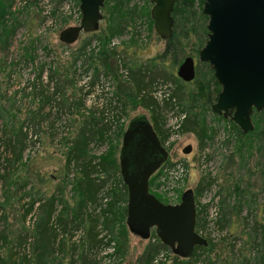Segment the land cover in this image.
I'll list each match as a JSON object with an SVG mask.
<instances>
[{
  "label": "rangeland",
  "instance_id": "374dc122",
  "mask_svg": "<svg viewBox=\"0 0 264 264\" xmlns=\"http://www.w3.org/2000/svg\"><path fill=\"white\" fill-rule=\"evenodd\" d=\"M115 1L109 0V7L113 6ZM123 3L125 11L134 8L135 12L130 17L129 13L125 14L124 28L110 39L111 48L116 50L115 73L104 72L101 66L97 70H102L97 72L90 58H86L90 54L96 56L103 43L100 39L102 31L109 32L106 27L108 20L104 12L105 16L100 20L96 31H81L75 41L64 43L58 40L57 34L62 27L78 23L80 17L78 0H36L31 3L30 0H13L11 3L10 11L19 21L6 42H0V108L6 109L0 115L2 264H14V262L15 264H68L71 258L70 246L74 241L79 242L82 236L79 227L77 230L73 229L75 227L72 226L75 223L73 221L67 232H64L60 230L62 223L59 222L61 226L57 225L59 229L56 237L58 246L55 245L52 253L49 252V248L44 250L40 255L41 258L37 259L34 254L37 248L36 245L34 246L33 237L30 238L31 224L43 211L37 206V202L32 206L27 202L32 198L49 195L58 188L62 197L70 205L74 204L73 186L79 173L78 166H69L66 171L73 174L68 172L66 174L63 163L68 140L79 131L78 127L83 117L98 114L102 109L100 107L107 105L109 101L119 107L116 111L119 114L116 126H110L108 138L91 142L87 146L89 148L87 153L96 156L104 154L110 148H114L118 153L122 132L130 117L140 113L146 114L148 118L151 116L147 107L132 100L130 96L127 99L122 97L118 91V84L122 82L125 87L131 88L128 78L130 72L127 70L129 63L135 60L137 64H148L150 57L163 50L165 39L154 29L153 19L149 18L151 16L148 17V13H145L151 7L149 0H123ZM196 3L199 4V0H196ZM113 15L115 16L114 13ZM4 16L9 18L10 14ZM116 17L120 18L118 15ZM22 20L30 22L29 33L27 23L23 24ZM32 37L37 39L33 42V49L29 52L31 57L28 58L22 54L25 45ZM186 52H190V49ZM191 54L195 57L198 66L206 65L204 64L206 61L199 60L195 52ZM123 61L128 62V67L123 65ZM177 65L178 63L172 64L167 61L151 68L154 72L153 76L159 75V78L167 76L171 85V87L159 85L155 92L156 99L160 100L165 90L179 88L185 92L184 98H180L176 108L184 110L187 115L196 113L198 121L205 125L209 136L203 142L200 141L198 133L189 130L174 136L168 157L163 166L156 171L157 176L150 190L162 201L177 202L185 189L192 188L195 193L196 210L202 211V216L208 218L204 227L206 230L199 232L206 237H212L215 228L210 202L216 200L218 208L220 201L223 200L233 204L238 197L231 190L234 181H238L245 189L240 198V209L237 214L232 215L235 221L224 228L231 232L230 236L228 233L225 234L226 237L229 236L227 239L231 238L235 242L233 251L225 247H223L225 250H221L218 247V255L212 251L211 256L220 259L226 257L229 264L234 261L239 264L240 261L249 258L253 260L256 255L255 248L259 246L257 243H260L258 237L261 229L253 230L252 221L257 219L264 222V138L261 135L262 139L258 138L257 134L240 138L237 132L238 125H235L229 117L213 112L206 104L204 112L201 105L192 107L193 101L187 92L195 87V81H182L176 78L173 73L176 75ZM52 74L54 76L50 78ZM200 74L204 76L203 72ZM58 76L61 81L58 80ZM92 77L96 78V83L94 82L90 92L86 94L83 88L87 87L86 84L90 83L89 78ZM211 86L216 87L214 82H211ZM65 96L68 105L61 101V97L65 100ZM58 105L63 109L59 110L56 116H50L53 114H50L47 108H56ZM107 110L108 108L105 110L106 114ZM254 115L252 114L254 124L264 128V114L261 115L262 119H257V115L255 117ZM109 120H112L111 116L106 115L103 122ZM169 122L167 116L165 126H168ZM7 136L15 141L12 151L8 150L10 145L5 144L4 139ZM249 142L252 143L249 145ZM239 143H243L240 152L237 149ZM187 144L191 145V150L183 152L182 148ZM231 153L235 158L232 164V160L228 157ZM231 170L233 173L228 174L227 171ZM99 174L105 177L101 171ZM207 179L210 180L208 188L204 189L203 195L198 196L195 187L200 183L203 184ZM227 190L231 194L229 197L226 195ZM58 209L59 203L55 205L54 213H57ZM86 210H90L89 207H86ZM24 212L26 214L23 217ZM219 213L218 210L216 216L218 226H220ZM25 231L27 238H22ZM109 233L114 236L112 241L114 247L97 250L94 255L97 262L95 264H143L144 254L150 243L156 242L151 236L143 238L131 232L126 225L125 216L121 224L115 221ZM220 239L219 237L215 241ZM82 246L84 248L89 245L82 241L79 247ZM116 246L118 252L115 250ZM95 249H92V252H96ZM174 254L166 246L165 249L155 253L152 262L173 264Z\"/></svg>",
  "mask_w": 264,
  "mask_h": 264
},
{
  "label": "trees",
  "instance_id": "16d2710c",
  "mask_svg": "<svg viewBox=\"0 0 264 264\" xmlns=\"http://www.w3.org/2000/svg\"><path fill=\"white\" fill-rule=\"evenodd\" d=\"M12 1L13 0H0V42L2 43L6 42L7 37L19 21L17 16L10 11ZM35 1L36 0H30V3ZM108 2L109 0H104L101 11L103 17L105 15L107 17L108 23L106 27L109 32L106 33L101 30L102 36L100 39L103 43L100 45V49H98L96 56L90 54V56L86 58H90V61L94 64V68L97 72L103 69L104 72L115 73L114 70L117 68V62L115 60L116 50L111 48L110 39L112 35L121 32L124 28L125 25L123 24V21L126 19L124 17L125 14L129 13L128 16L130 17V15L134 14L135 9L129 8L125 11L123 9V0H116L113 3V6L110 7ZM202 4L203 0H199V4L196 3V0H176L172 10V34L166 39L163 50L150 57L147 61L148 64H137L135 60H132L129 63V69L127 70L130 72L128 78L130 80L131 88H128L129 86L125 87L122 82L118 84V91H120L122 97L124 96L125 99H127L128 96H130L132 100L137 101L150 110L151 116L149 119L161 141L165 140V138L173 132L180 133L186 130L198 133L201 142L209 136L205 125H203V123L200 124L196 117L197 114L194 112L190 115L185 114L177 128L172 129L170 126H165V119L171 112H181V109L176 108V106L178 105V101L184 98L185 92H182L179 88H176V90L175 88L174 90H165L162 93V98H160V100L156 99L157 96H155V92L159 85L163 84L166 87H171V85L168 81L169 77L162 76V78H159V75L153 76L154 72L151 69L167 61L172 64L179 63L184 56L192 55V52L198 54L199 49L207 38L206 24L208 16L202 11ZM51 13H53V10H51ZM145 13H148V17L150 16V10L145 11ZM4 14H10V17L7 18ZM116 15L120 18L116 17ZM22 23H27V32L29 33L30 22L28 20H22ZM36 39V37L29 39L22 55H25L28 58L31 57L29 52L30 49H33V42ZM187 49H190V52H186ZM204 64H206L205 66H202L204 68L196 64L195 76L193 78V81H195V87L187 92L193 101L192 107L194 105H201L203 112L206 110V108H204L205 104L208 106V109H211L210 105L215 101L219 90L212 68L209 66L208 62H205ZM123 65L128 67V62L123 61ZM100 66L102 69L97 70ZM84 70L86 72V69ZM202 72L204 73V76L200 74ZM205 72L208 74V77H206ZM173 75L179 80H182L179 76H176L177 74L175 75L173 73ZM53 76L54 75L52 74L50 78H53ZM92 78H89L90 83L86 84L87 87L85 89L83 88V92L85 91L86 94L90 92L91 87L96 83V78ZM58 80L61 81L59 76ZM211 82H214L216 87H212ZM62 98L63 97H61L62 103L68 105L69 102L67 101V97L65 96V100H62ZM117 107L118 106L113 104L112 101H109L107 105L104 104L100 107L102 109L98 111V114L87 116V118L83 117V121L78 127L79 131L68 140V147L63 163L65 171L68 170L69 166L73 165L78 166L79 171L76 175L73 186V190L75 191L73 197L74 204L70 205L68 201L62 197L61 191L58 188L56 189V191L58 190L57 193L56 191L51 192L49 195H43L34 199L32 198L27 202L29 206H32L33 203L37 202V206L43 211L38 216V219L34 220L31 224L32 235L30 238L33 237L34 246L36 245L37 249L34 254H36L37 259L38 257L41 258L40 255L44 250L49 248V252L52 253L55 250V245L58 246L59 243L56 237L58 235L57 232L59 228L57 225H60L59 222L62 223V229L60 230L67 232L69 225L75 221V223L72 224V226H75L73 229L76 228L77 230L79 227L78 229L82 235L79 242L74 241L70 246L69 251L71 258L69 259L68 264H95L97 262H95L94 255L97 253V250L101 251L103 248L113 246L112 241L114 240V236L109 233V229H112V225L115 221H119L121 224V221L125 216V203L127 199L126 186L119 173L118 153L116 150L114 151V148H110L104 154L94 156L87 153V149H89L87 146H89L91 142L103 141L108 138V130L110 126H116L118 120L119 114L116 113ZM104 108H108L107 114L105 113L106 109ZM47 109V111L50 110V114H53L50 116H56V114L60 112L59 110L63 109V107L58 105L56 108ZM66 109L69 110V108ZM0 110L1 115L6 109L0 108ZM262 114H264V109L253 113L254 117L256 116L257 119H262ZM106 115L111 116L112 120L103 122V120L106 119ZM252 120L254 123V118ZM237 132L240 135V138H247V136H250L251 134H257L258 138H261V135L262 138H264V128L257 127L255 124L254 128L248 131V133L243 132L237 126ZM4 140H6V145H10L8 150L12 151L15 141L10 136H7ZM19 143H21V141H19ZM251 143L252 142H249V145ZM241 146L243 148V143L238 144V152H240ZM228 157L232 160V164L233 160H235L233 154H229ZM99 171H101L105 177L100 175ZM67 172L68 171H66V174L69 173ZM227 173L231 174L233 171H227ZM156 176V172L151 175L149 179L150 187ZM110 178L113 182H111ZM209 183L210 180L207 179L203 184L200 183L195 187L198 196L203 193L204 189L208 188ZM228 189L230 190V188ZM231 192L236 193L238 198L233 204H229L227 200L220 201L218 208L220 211L218 221L220 226L217 225L215 218L213 221L215 228L226 229L228 227L227 224H232L235 221L234 218H232V215L239 212L240 198L245 192V189L240 186L238 181H234ZM226 195L229 197L231 195L230 191L227 190ZM57 203H59V209L57 213H54L55 205ZM86 207H89L90 210H86ZM204 210H206L205 207ZM25 214L26 212L23 213V217ZM207 222L208 218L202 216V211H197L195 223L196 230L201 232L205 231L206 229L204 227ZM122 227H124L123 223ZM252 229L255 231L261 229V234L258 237L260 243H257L259 246H256L255 248L256 255L253 257V260L250 258L245 259L240 261L239 264H264V222L257 219L252 221ZM227 233L230 236L231 232L229 229L226 230V235ZM226 235L221 237L219 241H215L212 237L207 236V244L196 245L192 255L189 257H180L179 255L174 254L173 264H229L226 257L220 259L211 256L212 251H215L214 253L218 255V247H220L221 250L228 248L230 251H233L235 242H233L231 238L227 239L229 236L226 237ZM150 236L153 237L156 242L150 243L144 254L145 257L143 264H153L152 261L154 260L155 253L166 247L160 242L154 231ZM25 237L27 238L26 231L22 234V238ZM82 241H85L86 245L89 246L84 248L82 246V248H80L79 244L82 243ZM60 247L61 246H59V248ZM92 249H95L96 252H92ZM115 250L118 252V246H116ZM38 251L40 252L37 253ZM236 258L237 257L234 255V259ZM13 261L14 258L12 262ZM0 264H2L1 259ZM230 264H237V262L234 261Z\"/></svg>",
  "mask_w": 264,
  "mask_h": 264
},
{
  "label": "water",
  "instance_id": "95a60500",
  "mask_svg": "<svg viewBox=\"0 0 264 264\" xmlns=\"http://www.w3.org/2000/svg\"><path fill=\"white\" fill-rule=\"evenodd\" d=\"M149 1L154 29L161 37H170L176 0ZM103 4L104 0H78L79 21L62 27L58 40L71 43L81 31H96ZM202 11L208 16L207 39L197 58L208 62L221 86L210 107L248 132L254 128L253 111L264 108V0H203ZM176 74L185 81L193 79L194 56H184ZM182 150L189 152L191 145ZM167 156L148 116L130 117L118 150L119 173L127 190L125 222L131 232L143 238L153 230L173 253L189 257L196 245L208 242L195 228L194 190L185 189L177 202L162 201L150 190L149 179Z\"/></svg>",
  "mask_w": 264,
  "mask_h": 264
},
{
  "label": "built area",
  "instance_id": "2783aa9c",
  "mask_svg": "<svg viewBox=\"0 0 264 264\" xmlns=\"http://www.w3.org/2000/svg\"><path fill=\"white\" fill-rule=\"evenodd\" d=\"M185 116V113L184 112H180V113H173L171 112L168 116V119H169V124H167L168 126H170L172 129L174 128H177L179 125H180V122L182 121V119L184 118ZM178 135V133H171L169 135L168 138H166L164 140V145L168 146L169 144H171V140L173 139L174 136ZM203 152L205 153V150H203ZM204 155V154H202ZM201 158H203V156H201ZM70 174H73L72 172H69ZM210 207L212 208L213 210V213H212V216L213 218L215 219L217 214H218V204H217V201L216 200H212L210 202ZM213 219V221H214ZM212 221V222H213ZM215 228V227H214ZM226 234V230L225 229H219V228H215V231L212 233V239L216 240L218 239L219 237H224V235Z\"/></svg>",
  "mask_w": 264,
  "mask_h": 264
},
{
  "label": "flooded vegetation",
  "instance_id": "af4514ba",
  "mask_svg": "<svg viewBox=\"0 0 264 264\" xmlns=\"http://www.w3.org/2000/svg\"><path fill=\"white\" fill-rule=\"evenodd\" d=\"M203 5V4H202ZM165 39V42H166V39L167 38H164ZM207 39V38H206ZM205 43V42H204ZM165 46V45H164ZM202 47V46H201ZM194 59H195V57H194ZM195 70H196V60H195ZM215 76V75H214ZM215 79H216V77H215ZM191 80H193V79H191ZM191 80H189V81H191ZM185 81V80H184ZM216 82H217V84H218V86H219V90H220V88H221V86H220V84L218 83V81H217V79H216ZM219 90H218V92H219ZM218 92H217V94H218ZM262 110V109H261ZM255 111H260V110H254L253 111V113L255 112ZM181 112H184L185 113V111H182V109H181ZM186 114V113H185ZM253 121V120H252ZM239 127V126H238ZM178 135H179V133H178ZM159 136V135H158ZM160 138V137H159ZM162 143H163V145H164V140L163 141H161ZM166 148H167V150H168V154H169V150H170V146H171V144H169L168 146H166V145H164ZM183 151V150H182ZM168 157V156H167Z\"/></svg>",
  "mask_w": 264,
  "mask_h": 264
}]
</instances>
